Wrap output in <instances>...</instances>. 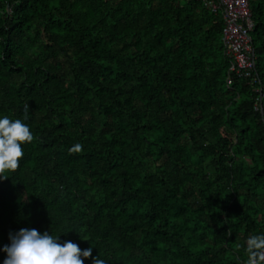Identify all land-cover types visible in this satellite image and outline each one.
Returning <instances> with one entry per match:
<instances>
[{
    "label": "trees",
    "instance_id": "obj_1",
    "mask_svg": "<svg viewBox=\"0 0 264 264\" xmlns=\"http://www.w3.org/2000/svg\"><path fill=\"white\" fill-rule=\"evenodd\" d=\"M249 2L240 78L202 0H0V118L34 136L0 178V264L21 229L105 264H246L264 234V0Z\"/></svg>",
    "mask_w": 264,
    "mask_h": 264
},
{
    "label": "clouds",
    "instance_id": "obj_2",
    "mask_svg": "<svg viewBox=\"0 0 264 264\" xmlns=\"http://www.w3.org/2000/svg\"><path fill=\"white\" fill-rule=\"evenodd\" d=\"M25 113L28 106L25 105ZM34 136L30 127L21 119L8 116L0 118V178L7 179L6 172H15L24 156L22 147L31 143ZM83 146L76 143L69 153H80ZM10 245L2 249L7 253L3 264H84L83 258L92 257V248L81 250L71 241L61 244L58 237L49 232L41 234L35 229H21L15 235L10 234ZM246 264H264V234L252 235L246 241ZM93 264H105L98 256L92 257Z\"/></svg>",
    "mask_w": 264,
    "mask_h": 264
},
{
    "label": "built area",
    "instance_id": "obj_3",
    "mask_svg": "<svg viewBox=\"0 0 264 264\" xmlns=\"http://www.w3.org/2000/svg\"><path fill=\"white\" fill-rule=\"evenodd\" d=\"M202 1L212 11L222 12V42L226 54L232 60L231 72L240 78H252L255 55L250 33L254 21L249 0ZM255 91L258 92L259 100L264 99V89L255 88Z\"/></svg>",
    "mask_w": 264,
    "mask_h": 264
}]
</instances>
